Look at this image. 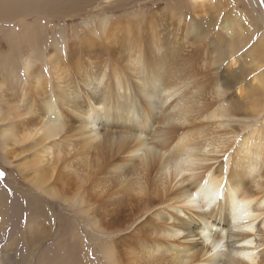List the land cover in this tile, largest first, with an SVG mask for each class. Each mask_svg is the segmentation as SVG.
I'll use <instances>...</instances> for the list:
<instances>
[{
  "label": "rangeland",
  "instance_id": "obj_1",
  "mask_svg": "<svg viewBox=\"0 0 264 264\" xmlns=\"http://www.w3.org/2000/svg\"><path fill=\"white\" fill-rule=\"evenodd\" d=\"M249 1L260 19L252 21L245 12L248 5L240 0H0V134L5 129L0 135L1 255L10 252L17 264H113L108 251L115 247L116 264H151L146 250L163 241L153 227L163 222L159 215L163 206L144 209L164 193L159 176L146 175L147 191L136 195L133 189L138 188L139 179L131 174L133 169L126 167L125 174L119 169L104 171L106 161L125 157L118 148L123 123L111 128L98 125L101 142L90 147L77 136L79 125L72 124V116L69 122L74 127H68L57 140L59 146H54L56 160L37 166L50 171L53 164L55 175L39 187L34 185L33 173L44 161L45 149L35 138L22 137L23 129L33 126V115L27 110L35 99L26 60L32 64L31 71H40L49 57L48 64L60 68L59 78L71 89L80 83L93 93L94 87L86 88L83 82L86 69L108 66L111 79L116 67L129 76L133 53L139 52L149 69L146 72L173 81L195 108L215 106L219 100L214 88H222L232 119L223 120L224 126L213 120L208 131L231 138L264 127V112L255 117L264 105V92L258 86L264 75L263 49L259 48L264 37V0ZM227 21L233 24L232 31L223 30ZM41 71L49 80L46 68ZM128 79L135 89V78ZM202 84L205 90H200ZM22 90L28 91L29 101L22 102ZM16 100L26 106V112L14 118L20 114ZM5 132L14 139L3 141ZM214 155L209 156L217 158ZM220 155L206 165L221 166L225 156ZM177 181L170 193L188 186L186 182L176 186ZM49 187H55L52 190L60 196H52Z\"/></svg>",
  "mask_w": 264,
  "mask_h": 264
},
{
  "label": "bare ground",
  "instance_id": "obj_2",
  "mask_svg": "<svg viewBox=\"0 0 264 264\" xmlns=\"http://www.w3.org/2000/svg\"><path fill=\"white\" fill-rule=\"evenodd\" d=\"M193 1L200 3L203 0ZM240 1L247 4L249 0ZM247 5L245 12L249 14L250 19H260L261 15L255 6ZM232 29L233 24L230 21L223 24L225 32ZM259 43L264 55V37ZM133 54L135 60L129 67V76L137 81L135 89L124 70L114 67L112 70L117 71V74L110 79L106 66L107 69L84 71L85 87L93 86V93L86 92L80 83H76L75 89L72 90L67 81L59 78L62 72L60 68L48 64L49 57L43 65L49 80L43 76V67L40 71H31L32 64L29 59L26 60L25 71L35 99L33 104L31 103L32 107L27 110L28 115H33V126L23 129L22 137L35 138L45 149L44 161L36 167L56 160L54 146H59L60 142L57 140L71 126L72 116V124L79 125L76 127L77 136H81L83 142L86 141L90 147L101 140L98 125L111 128L123 123L125 128L120 138L118 137V148L125 153H122L125 157L117 162H105L103 159L107 163L104 171L119 169L125 171V174L128 171L126 167L133 169H129L131 174L139 179L136 182L138 188L132 187L136 195H145L146 175L149 177L155 172L159 176L157 177L161 191L163 189L164 193L159 195L157 201L152 199L153 201L150 200L144 207L148 210L154 205L163 206L162 212L160 210L159 213L163 222H157L153 226L154 232L160 234L163 241H157L153 248L146 250L151 259H148L150 263L264 264V127L252 128L247 133L239 132L231 138H225L219 132L215 135L214 132L208 131L213 125V120H218L220 126H224L223 120L232 119L230 107L224 101L225 91L222 88H214L216 99L219 100L215 106L195 108L190 97L185 92L182 93L181 88L173 81L172 83L164 77L159 78L154 73L146 72L149 69L143 65V54ZM185 82L192 85L191 82ZM2 86L3 82L0 89ZM202 86L200 90H205ZM258 86L259 92H264V75L259 77ZM27 92L22 90V102L28 100L25 97ZM172 100L175 103L169 106L168 103ZM15 102L20 114H14V118L26 112V106L22 102L20 106L18 100ZM35 104L38 105L37 110ZM157 109L159 114H156ZM263 112L264 105L256 111L255 117ZM203 113L206 115H202ZM4 130H1L0 135H3ZM152 132L157 134L151 138L143 136ZM5 133L3 141L8 143L9 138L14 139V136ZM83 154L85 155V150ZM210 154L218 156L211 158ZM219 154L225 156L221 166L216 168L206 165L210 161H218ZM52 165V169H48L50 171H46L44 166L35 168L32 177L34 185L39 187L53 178L56 168ZM176 181V186L179 182H186L188 186L170 193L171 184ZM53 188L55 187H49L50 194L59 197V191L52 190ZM78 199L82 203V199ZM183 214L187 219L181 216ZM114 248L110 247L108 256L111 263L116 264L118 255ZM132 262L134 263L133 260ZM0 264L17 262L11 257V253L6 251L5 255L0 254Z\"/></svg>",
  "mask_w": 264,
  "mask_h": 264
}]
</instances>
